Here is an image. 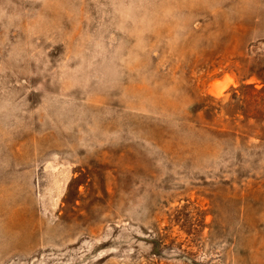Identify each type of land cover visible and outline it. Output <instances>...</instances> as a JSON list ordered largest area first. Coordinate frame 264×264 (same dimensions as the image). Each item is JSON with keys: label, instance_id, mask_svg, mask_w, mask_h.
Segmentation results:
<instances>
[{"label": "rangeland", "instance_id": "1", "mask_svg": "<svg viewBox=\"0 0 264 264\" xmlns=\"http://www.w3.org/2000/svg\"><path fill=\"white\" fill-rule=\"evenodd\" d=\"M0 264H264V0H0Z\"/></svg>", "mask_w": 264, "mask_h": 264}, {"label": "bare ground", "instance_id": "2", "mask_svg": "<svg viewBox=\"0 0 264 264\" xmlns=\"http://www.w3.org/2000/svg\"><path fill=\"white\" fill-rule=\"evenodd\" d=\"M216 91V90H215ZM216 93H217V91H216Z\"/></svg>", "mask_w": 264, "mask_h": 264}]
</instances>
